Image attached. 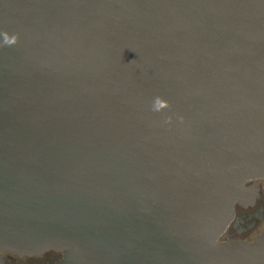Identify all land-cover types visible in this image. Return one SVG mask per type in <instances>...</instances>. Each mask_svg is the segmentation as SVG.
Returning a JSON list of instances; mask_svg holds the SVG:
<instances>
[{
    "label": "water",
    "instance_id": "1",
    "mask_svg": "<svg viewBox=\"0 0 264 264\" xmlns=\"http://www.w3.org/2000/svg\"><path fill=\"white\" fill-rule=\"evenodd\" d=\"M257 180L264 0H0V254L264 264Z\"/></svg>",
    "mask_w": 264,
    "mask_h": 264
},
{
    "label": "flooded vegetation",
    "instance_id": "2",
    "mask_svg": "<svg viewBox=\"0 0 264 264\" xmlns=\"http://www.w3.org/2000/svg\"><path fill=\"white\" fill-rule=\"evenodd\" d=\"M248 189V200L245 206L235 205L234 218L229 223L219 242L242 241L252 243L264 227V189L260 180L249 181L245 184ZM251 198L253 199L251 201ZM62 252L45 251L38 255L18 256L0 254L1 264H60Z\"/></svg>",
    "mask_w": 264,
    "mask_h": 264
},
{
    "label": "clouds",
    "instance_id": "3",
    "mask_svg": "<svg viewBox=\"0 0 264 264\" xmlns=\"http://www.w3.org/2000/svg\"><path fill=\"white\" fill-rule=\"evenodd\" d=\"M15 42H16L15 37H13L11 40H7L6 39V43L9 44V45L14 44ZM167 106L168 105L165 102H163L159 98H157L156 104L154 106V110L159 111V110H161V108H164V107H167Z\"/></svg>",
    "mask_w": 264,
    "mask_h": 264
}]
</instances>
